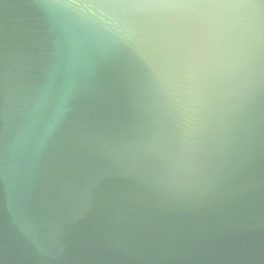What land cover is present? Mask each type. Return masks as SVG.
<instances>
[{"label": "water", "instance_id": "95a60500", "mask_svg": "<svg viewBox=\"0 0 264 264\" xmlns=\"http://www.w3.org/2000/svg\"><path fill=\"white\" fill-rule=\"evenodd\" d=\"M139 2L0 0V264H264V4L189 54L97 27Z\"/></svg>", "mask_w": 264, "mask_h": 264}, {"label": "clouds", "instance_id": "9594fccd", "mask_svg": "<svg viewBox=\"0 0 264 264\" xmlns=\"http://www.w3.org/2000/svg\"><path fill=\"white\" fill-rule=\"evenodd\" d=\"M88 7H105L88 6ZM134 10L116 17L97 19V27L114 41L144 51L165 47L189 54L206 48L210 42L224 41L238 52H252L251 33L255 21L241 10L258 8L256 4L213 5L197 0H145L117 5ZM230 63L244 67L242 56H233Z\"/></svg>", "mask_w": 264, "mask_h": 264}, {"label": "snow or ice", "instance_id": "6c2138e0", "mask_svg": "<svg viewBox=\"0 0 264 264\" xmlns=\"http://www.w3.org/2000/svg\"><path fill=\"white\" fill-rule=\"evenodd\" d=\"M197 2L213 5H228L237 3L254 4L253 0H197ZM259 3L264 4V0H259Z\"/></svg>", "mask_w": 264, "mask_h": 264}]
</instances>
